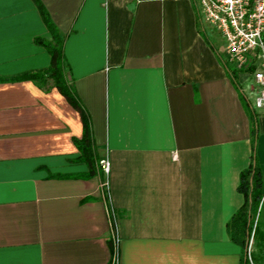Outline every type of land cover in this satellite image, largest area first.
<instances>
[{
	"label": "crops",
	"instance_id": "obj_1",
	"mask_svg": "<svg viewBox=\"0 0 264 264\" xmlns=\"http://www.w3.org/2000/svg\"><path fill=\"white\" fill-rule=\"evenodd\" d=\"M40 6L64 39L96 174L57 88L1 82L0 264H243L228 224L255 155L264 193V111L196 0H0L1 78L50 68Z\"/></svg>",
	"mask_w": 264,
	"mask_h": 264
},
{
	"label": "trees",
	"instance_id": "obj_2",
	"mask_svg": "<svg viewBox=\"0 0 264 264\" xmlns=\"http://www.w3.org/2000/svg\"><path fill=\"white\" fill-rule=\"evenodd\" d=\"M40 8L44 21L53 35V41L47 42L44 39L38 38L36 42L44 46L50 53L52 59L50 68L46 71L24 73L11 78L0 77V83L29 80L35 82L44 90H49L53 87L57 88L80 111L84 133L80 140H76L80 151L78 161L84 162L89 166L90 173L88 177H91L96 174V169L94 142L90 122L86 113L81 108L76 93L67 78L68 68L64 54V39L60 36L48 14L41 6ZM230 73L233 76L234 73L231 70ZM254 136V143L256 145V127L254 129ZM262 189V171L255 155L251 166L241 175L239 190L246 198L245 205L228 224V233L231 240L240 245L244 250L243 264H264V193ZM253 233L256 251L252 252L250 259L248 249ZM110 244L113 257H115L117 249L113 242Z\"/></svg>",
	"mask_w": 264,
	"mask_h": 264
},
{
	"label": "built area",
	"instance_id": "obj_3",
	"mask_svg": "<svg viewBox=\"0 0 264 264\" xmlns=\"http://www.w3.org/2000/svg\"><path fill=\"white\" fill-rule=\"evenodd\" d=\"M201 21L212 27L226 44L229 62L252 75L257 86L256 106L264 111V0H196ZM108 176L111 165L101 161ZM104 187H108L106 181ZM256 227V226H255ZM254 233L248 255L251 259ZM114 264H118L115 260Z\"/></svg>",
	"mask_w": 264,
	"mask_h": 264
},
{
	"label": "rangeland",
	"instance_id": "obj_4",
	"mask_svg": "<svg viewBox=\"0 0 264 264\" xmlns=\"http://www.w3.org/2000/svg\"><path fill=\"white\" fill-rule=\"evenodd\" d=\"M253 251H256V248H255V246H253Z\"/></svg>",
	"mask_w": 264,
	"mask_h": 264
}]
</instances>
